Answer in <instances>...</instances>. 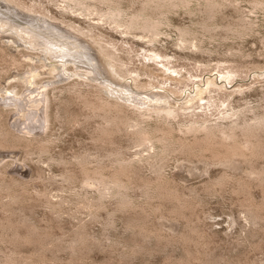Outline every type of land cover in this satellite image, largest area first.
I'll return each instance as SVG.
<instances>
[{
  "label": "rangeland",
  "instance_id": "1",
  "mask_svg": "<svg viewBox=\"0 0 264 264\" xmlns=\"http://www.w3.org/2000/svg\"><path fill=\"white\" fill-rule=\"evenodd\" d=\"M0 1L103 72L0 34V264H264V0Z\"/></svg>",
  "mask_w": 264,
  "mask_h": 264
},
{
  "label": "bare ground",
  "instance_id": "2",
  "mask_svg": "<svg viewBox=\"0 0 264 264\" xmlns=\"http://www.w3.org/2000/svg\"><path fill=\"white\" fill-rule=\"evenodd\" d=\"M26 12H28V14L24 13L19 8L15 9V7L14 8L10 7V5L2 3L0 1V34L4 40L7 39L8 41H13L16 47L22 45L21 44L22 42L29 43L30 45L32 44L34 46L39 47L45 56L50 54L51 57H53L55 59L57 58V60H55L57 62L53 61L54 59L51 60L52 58L51 59L48 58V59H50L49 60L50 62L47 65L45 64L46 67L47 66L50 67L51 71L55 74H58V75H59V73L64 74V70L68 66H70V64H74L75 69L81 68V67L84 68V66L87 67V69H89L90 71H88V73L86 72L85 75H87V76L91 75V76H94L96 79L102 80V77H100V74H102L103 72L99 73L97 71V70H101V66H94L95 64L98 65V58L96 57V55L92 51H90V48L88 49V46L87 47L85 46L86 45L85 43H84L85 44L84 45L80 41V39H77L78 37L73 36L74 35L73 31H75L73 27H72L73 31H71V30L69 31L65 28H62L60 25H58L56 21L50 22L52 20H49L48 18L47 19L49 21H43L41 19H38L37 17L35 18V17L31 16L29 11H26ZM66 26H68V25H66ZM75 32H78V31H75ZM11 34L19 37L20 38L19 40H21V43L18 42L13 36H11ZM78 35H79V33H78ZM82 41H84V40H82ZM11 44H12V42H11ZM14 49H15V47H14ZM31 49H33V48H31ZM47 57H46V59H47ZM39 58H40V56H39ZM159 58H163V57L161 55L160 56L156 55V56L152 57V60H154L155 62L158 63ZM92 62L93 63L95 62V64L92 65ZM92 66L97 68V70L95 68H93ZM163 68H165L167 72H169L171 70L166 65H164ZM68 69H69V67H68ZM75 71H74V73H76ZM69 72L70 71H67L66 75H68ZM81 73H82L81 71L77 72V74H81ZM175 73H178V72L173 71L170 74H175ZM33 78H34V76H31L32 80H34ZM234 78H235V72L234 73L233 72L222 73V80H224L225 83H233ZM86 79H88V77ZM104 82H107V81H104ZM107 89H108V92L109 91L115 92L116 95L118 93L119 94L118 97L122 96L124 98V100L134 103V106H136L138 109L140 108L142 110L143 109L149 110L148 111L149 113H151L152 110L156 109V110H159V112H163L165 115H180L178 111H176L175 109L172 108L173 106L172 107L167 106V104L165 103L166 100L164 99V96H160L158 94H146V95L144 94V97H142L140 94H137V93L134 94V92H131L128 89H122L121 91H118L117 89H112V88H107ZM210 102H211L210 100H207L205 102V99H202V101H200L199 103L198 102L195 103L193 107L181 108V110L182 111L183 110L188 111V110L192 109L193 111H191V112L189 111L190 113H188V114L194 115V113L198 109H204V110L207 109L206 106H209ZM190 103H191V101H190ZM160 105H165L166 107L161 108ZM132 106H133V104H132ZM209 107H211V106H209ZM148 112H146V115H149V114H147ZM186 113H184V114L186 115ZM230 116H235V115L232 114ZM260 120H261L260 122L264 123V118H260ZM249 126H251V125L249 124ZM207 134H208V132H207ZM227 136H229L228 138H232L231 137L232 135L227 134ZM144 137H146V136H144ZM146 139H147V137H146ZM232 139H234V138H232Z\"/></svg>",
  "mask_w": 264,
  "mask_h": 264
}]
</instances>
